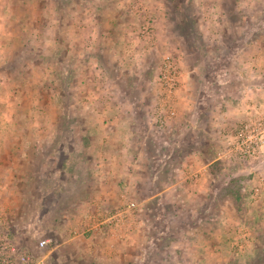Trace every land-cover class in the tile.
Here are the masks:
<instances>
[{"label": "rangeland", "instance_id": "1", "mask_svg": "<svg viewBox=\"0 0 264 264\" xmlns=\"http://www.w3.org/2000/svg\"><path fill=\"white\" fill-rule=\"evenodd\" d=\"M83 1L115 4L0 0V232L43 264H264V155L222 156L225 139L216 153L201 154V171L182 168L173 143L195 138L177 133L179 88L173 115L161 112L158 96L165 55L176 64L179 86L184 71L198 69L187 80L194 96L201 85L226 80L221 90L235 92L246 83L239 69L264 64V0H190L179 13L173 9L182 0L167 12L149 0H117L125 9L117 44L135 39L125 73L103 62L95 35L80 49ZM158 13L173 18L161 21L163 41ZM146 21L150 42L139 33ZM93 31L100 29L93 24L87 33ZM91 59L104 69L101 90L92 94L84 90ZM216 105L204 101L201 125L223 114ZM198 135L204 145L206 132ZM39 239L50 241L47 248H37Z\"/></svg>", "mask_w": 264, "mask_h": 264}, {"label": "crops", "instance_id": "2", "mask_svg": "<svg viewBox=\"0 0 264 264\" xmlns=\"http://www.w3.org/2000/svg\"><path fill=\"white\" fill-rule=\"evenodd\" d=\"M85 1L87 2V0ZM149 1L150 3L152 2L151 5L153 9H157L160 7L161 10L164 8L162 11H166V12L169 11V9L173 7L174 5V2L172 3V0H149ZM163 1L166 2L167 5H165ZM189 1L190 0L188 1L182 0L179 4V7H175V9L173 10H176L177 12L184 10L187 4L186 2H189ZM217 1L219 2L220 0H217ZM105 4H106L105 7L99 8V7H94L93 5H91L90 2H87L86 5L84 1L81 2V7H80L81 23L80 24L82 27L80 26L81 28L79 29V33H78L80 41H81L80 49L86 50L85 47L87 45L88 39L90 38L89 36L95 35L94 40L96 42L94 41L95 44L93 45H94V48L101 49L100 53L103 56V62H106L105 60L107 58L110 60V64L109 62L108 64L112 68H116L115 70L116 72L125 73L126 71H129V68H128V66H130L129 62H132V57H131L132 52L135 51V48H134L135 44L132 45V43L135 41V39L133 40L129 38L127 39V42L125 43L122 42L123 46L121 48L119 47V44H117L118 37L120 38V36L117 33V30L121 23V17H119V12L120 10L124 9V6H123L122 1L119 4L117 0H115V4H112V6L109 5L107 1H105ZM164 17L167 19V21L173 20L170 14L166 13L164 16V14L158 13V20L155 21L154 26H156V32L159 37V40L161 41L164 40V33L162 31L164 27V24L162 22H165ZM70 20L73 21L74 18ZM69 22L70 21H68V23ZM70 23H73V22H70ZM93 24L98 29H100V31L99 32L96 31L97 33H94L93 31V33L89 35L87 33V30ZM180 24L183 25L184 21H182ZM238 24H240V22H238ZM104 31H105V34H104ZM65 33H66L67 38L64 40V42H68L72 39V37L69 36V34H67L68 32H65ZM202 38L204 39L205 36L202 35ZM105 43L108 44L110 47L111 51L109 53L107 50H104L103 45ZM119 50H122V51L120 52ZM259 53L258 51H256L251 56V58H254L255 60L258 61L260 58ZM121 54H123L122 55L123 57L125 56L124 59L122 60L120 56ZM243 54H244L243 50H240L238 52V57L241 61L245 58ZM262 57H264L263 53H262ZM128 58L131 59V61ZM85 64H86L84 66L86 67L85 76L88 74L85 80V85H84L85 92L91 93V94L94 92V90L96 92L97 91L100 92L102 83H100L99 81L104 72L103 66H99L98 62L94 61L93 59L88 60ZM262 65H263L262 67L260 66L258 67V62H257L255 64L257 68L256 70H253L252 72L250 71L246 72L243 70V67H241L239 69L240 71L239 75L245 76L246 79L244 80L246 81V83L241 84V86H239L235 92L231 90H227V91L221 90V87L227 85L229 82L225 80V81H220L219 83H216L215 86L211 85L212 87L208 84H206L207 86V87L205 86L206 88H203V85L199 86L197 95L194 96V94H191L189 90L191 87H189L190 85L187 80L189 76H194L195 72H197L198 69L194 68V70L191 72L184 71V73L181 74L182 85L179 86L178 115L176 118L177 119L176 122H178L177 124L179 125L180 128L177 130V133H180L182 136L185 133H188V134L190 133V135H192V137L195 138L194 141L192 140L187 141L186 139L187 137H185L173 143L174 144L173 147L175 149H179V153H182L181 155L182 168L185 166L184 169L186 167H190L191 170L201 171L202 167L200 165L202 161L198 162V160L202 159L203 157L201 154L203 153L207 154L209 150L211 151L213 150V153L214 151L216 153L217 151L215 149H220L222 144L224 145L225 138L227 137L228 134H231L233 132L234 127L237 125V123L240 120L246 118L249 115L255 114L257 111V107L258 108L260 107V109L264 110V64L262 63ZM104 68H105V65H104ZM210 70H211L210 72L212 73L215 72L216 78L220 77L221 74L219 75L220 73L219 70H217L216 68L214 69V67L212 66ZM88 77H90V82L92 81V84L89 83ZM98 94H97V101L95 102V106L100 107L102 103H100L99 101L102 100V97H101V94L99 95ZM126 99H128V97ZM207 99L215 101V104H218L216 106L221 107V109L219 110L223 109L224 112L222 115H217V116L214 115L213 118L210 115L209 125L203 126L201 125L202 123H201L200 114L204 110V106H203L204 101ZM123 101L124 99L121 97L120 102H123ZM126 103H128V100ZM190 106L193 107V111L192 113L188 114L190 110L189 109ZM99 111L100 110L96 108V111L91 110L89 113L91 114L95 113L97 115ZM169 130L170 128L166 129L168 133H169ZM201 130L203 132H206L207 134V140L204 143V145L200 141L199 135H198V132ZM166 144L169 145V142L168 143L166 142L165 145ZM189 144H190V148H187V146L189 147ZM166 149L168 148L166 147ZM186 149H191V151L188 152ZM165 151H167L168 153V150H165ZM165 160L167 161L168 159L165 158ZM66 162L67 161H65V163ZM206 163L210 165L211 161H208ZM208 164L204 165L203 167L204 168L207 167ZM182 168L181 170H184ZM122 180L124 179L122 178ZM191 182H193L194 186L196 185L195 184L196 182H194V180H192ZM169 188L170 187L168 186L167 188H165L164 191H167Z\"/></svg>", "mask_w": 264, "mask_h": 264}, {"label": "built area", "instance_id": "3", "mask_svg": "<svg viewBox=\"0 0 264 264\" xmlns=\"http://www.w3.org/2000/svg\"><path fill=\"white\" fill-rule=\"evenodd\" d=\"M138 1L139 5L143 6L145 0ZM139 33L144 41L150 42L152 33L148 21L140 24ZM177 73V67L172 57L165 55L160 67L158 96L160 99L159 108L167 115L174 114L172 105L176 100V91L179 88ZM225 139L226 150L222 156L250 161L259 160L264 155V115L257 113L247 116L235 126L233 133ZM261 180L260 189L264 193V178ZM117 215L114 218H117ZM49 242L48 239H39L37 248L43 250L47 248ZM0 264H43V259L22 251L5 233L0 232Z\"/></svg>", "mask_w": 264, "mask_h": 264}]
</instances>
